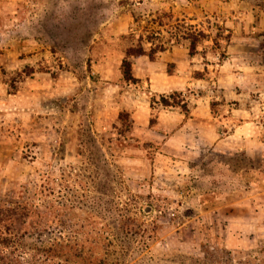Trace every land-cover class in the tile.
Masks as SVG:
<instances>
[{"label": "rangeland", "instance_id": "rangeland-1", "mask_svg": "<svg viewBox=\"0 0 264 264\" xmlns=\"http://www.w3.org/2000/svg\"><path fill=\"white\" fill-rule=\"evenodd\" d=\"M248 3L0 0V204L19 201L17 191L24 186L36 195L49 189L62 234L122 238L121 244L87 246L82 264H264V189L257 158L166 149L151 132L133 134L127 112L97 119L93 91L79 96L81 105H72L86 111L78 118L63 114L54 98L44 100L54 109L37 114L24 108L21 98L33 70L21 59L32 45L47 55L43 71L51 73L49 66L63 57L60 70L73 68L76 77L87 75L89 81L98 80L89 71L93 63L118 58L139 37L146 53L162 48L154 56L164 50L193 56L182 66L193 69V76L211 68L213 73L216 62L247 48L240 41ZM177 67L173 60L167 65L169 71ZM208 90L217 92L214 84ZM177 93L187 104L200 95L197 89ZM148 97L155 113L158 96ZM217 129L226 134L229 124L219 120ZM241 166L250 167L248 177L236 173ZM41 200L36 196L34 202ZM60 221L68 224L66 230Z\"/></svg>", "mask_w": 264, "mask_h": 264}, {"label": "crops", "instance_id": "crops-1", "mask_svg": "<svg viewBox=\"0 0 264 264\" xmlns=\"http://www.w3.org/2000/svg\"><path fill=\"white\" fill-rule=\"evenodd\" d=\"M248 1H251L245 12L248 23L244 25L245 36L240 41V45L247 48L233 54L227 61L216 62L214 72L211 73V68L203 76H193V69L182 67L185 61H192L193 56L171 55L173 59L164 50L152 58L141 55L132 59L131 73L135 82L122 83L121 87L116 67L121 54L118 58L106 56L104 60L93 63V69L89 67V71H95L98 80L89 81L87 75L76 77L73 68L60 70L65 63L63 57L59 58L60 62L56 60L55 65L49 66L51 73L43 71L41 65L47 61L43 60L47 55L41 47L32 45L29 56L21 59L33 68L31 76L26 78L27 92L21 95L24 108L34 114L44 108L54 109V105L44 103V100L54 98L56 104L57 101L61 103L63 114L78 118L86 112L80 106L79 96L93 91L97 119H116L119 112H127L133 134L140 137L151 132L161 139L166 149L188 151L198 148L226 157L238 155L246 161L257 158L259 164L256 170L263 176L261 186L264 189V0ZM261 44L263 47H260ZM254 45L259 48L252 49L256 47ZM172 60L178 67L169 71L167 65ZM211 84L217 88L215 94L208 92ZM196 89L200 95L189 101L186 113L177 107H162L159 104L153 113L148 96ZM78 102L80 105L75 110L72 105ZM211 103L217 104L215 109ZM151 118L154 119L152 123ZM219 120L229 124L228 133H219ZM238 171L250 175L249 166H241L236 173Z\"/></svg>", "mask_w": 264, "mask_h": 264}, {"label": "trees", "instance_id": "trees-1", "mask_svg": "<svg viewBox=\"0 0 264 264\" xmlns=\"http://www.w3.org/2000/svg\"><path fill=\"white\" fill-rule=\"evenodd\" d=\"M158 49L162 50L161 47H150L146 53L141 37L125 46L119 63L121 82H135L131 73L132 59L141 55L152 58ZM158 103L163 107H177L187 112V102L181 99V93L159 95ZM45 190L38 191L39 195H36L35 191L28 193L24 186L17 191L19 201L0 204V264H82L84 261L80 258L83 251L102 248L103 245L112 246L117 241L122 243V238L88 240L82 235L62 234L52 217L54 208L50 200L51 192ZM13 196L11 191L9 198ZM36 196L42 199L40 205L34 202ZM59 226L66 230L68 224L60 221Z\"/></svg>", "mask_w": 264, "mask_h": 264}]
</instances>
